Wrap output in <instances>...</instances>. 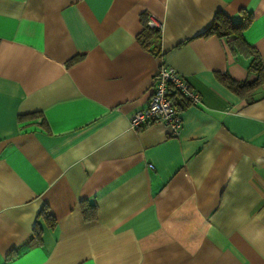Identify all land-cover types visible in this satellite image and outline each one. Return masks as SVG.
<instances>
[{"label":"crops","instance_id":"obj_1","mask_svg":"<svg viewBox=\"0 0 264 264\" xmlns=\"http://www.w3.org/2000/svg\"><path fill=\"white\" fill-rule=\"evenodd\" d=\"M218 12L264 67V0H0V264H264V82L220 81L255 76ZM163 62L200 98L178 136L129 126Z\"/></svg>","mask_w":264,"mask_h":264},{"label":"trees","instance_id":"obj_2","mask_svg":"<svg viewBox=\"0 0 264 264\" xmlns=\"http://www.w3.org/2000/svg\"><path fill=\"white\" fill-rule=\"evenodd\" d=\"M251 20L250 16H244L234 22L225 14L218 12L212 18L210 26L202 33L203 37L215 36L221 39L228 52L234 58L240 57L245 60L247 71L255 76V79L251 82H234L227 75L220 76V81L239 96H249L264 82V67L261 58L257 51L244 39V32L248 29ZM143 24L144 28L137 36L138 43L144 50L159 54L160 30L147 27L145 22ZM172 97L178 107L179 98L175 95H172ZM82 213L85 219L94 218L96 215L95 205H90L85 209L82 208Z\"/></svg>","mask_w":264,"mask_h":264},{"label":"built area","instance_id":"obj_3","mask_svg":"<svg viewBox=\"0 0 264 264\" xmlns=\"http://www.w3.org/2000/svg\"><path fill=\"white\" fill-rule=\"evenodd\" d=\"M145 24L149 28H160L153 17H149ZM172 95L192 106L199 104V95L190 88L185 78L163 62L152 77L146 105L129 118L130 128L137 131L148 125H163L169 130L168 134L178 136L182 119Z\"/></svg>","mask_w":264,"mask_h":264}]
</instances>
